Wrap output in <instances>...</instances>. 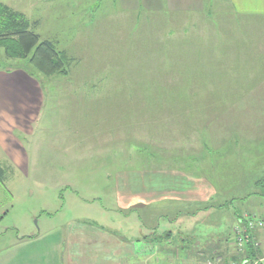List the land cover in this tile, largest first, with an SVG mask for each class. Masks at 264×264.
Returning a JSON list of instances; mask_svg holds the SVG:
<instances>
[{
    "label": "rangeland",
    "instance_id": "obj_1",
    "mask_svg": "<svg viewBox=\"0 0 264 264\" xmlns=\"http://www.w3.org/2000/svg\"><path fill=\"white\" fill-rule=\"evenodd\" d=\"M263 2L235 14L221 0H0L64 60L33 72L44 105L29 177L0 181V264L64 263L73 230L150 240L147 264L237 255L233 215L262 218L251 210L264 202V71L251 70L264 62ZM17 65L33 71L0 51V66ZM146 183L187 194L148 204L132 191ZM15 225L53 232L15 252Z\"/></svg>",
    "mask_w": 264,
    "mask_h": 264
},
{
    "label": "crops",
    "instance_id": "obj_2",
    "mask_svg": "<svg viewBox=\"0 0 264 264\" xmlns=\"http://www.w3.org/2000/svg\"><path fill=\"white\" fill-rule=\"evenodd\" d=\"M221 1L224 3L227 2L230 12H234L235 14L244 12L252 13L253 2L256 1L260 3V0ZM256 5H260L258 12L264 14V2ZM250 44L252 43L248 40V45L250 46ZM234 61L236 60L234 59ZM255 66H259L260 69L264 71V62H256L255 65L251 64V70L255 69ZM246 67L249 68L250 66ZM40 82L41 81L37 77L30 75L23 69H13L9 71L3 66H0V169L3 171V178L0 181L2 183L6 182L5 178L7 175L10 176V179L14 176V180L17 177H23V179L27 180L29 177L28 173L34 160L31 162V155H29L27 145L28 137H33L35 134V125L41 116L44 105V91ZM34 157H37V155H34ZM34 165L33 167H35ZM147 184L149 183L144 184L141 190L137 188V192H134V190L132 191L134 193L133 196H137L139 194L138 192H140L143 197L142 199L148 202V204H154V202L166 198L167 196H177L178 194H174L175 191H180L179 194L181 193L182 195L186 192V190L182 191L183 189L181 188L174 190L169 187H166L169 188V191L166 188H164L166 191L164 190L163 192L161 191L162 188L156 191L154 183L149 186H147ZM160 191L162 193H160ZM185 194H187V192ZM129 204L131 203L127 202L124 205L127 206ZM253 210L251 211L256 212L264 218V202H261L258 208H254ZM240 215L242 214L237 212L233 215V224H235L237 218H240ZM14 230H16L18 234H22L23 237L20 239L18 237L15 239L13 238V240L10 241V243L14 244L13 247L6 248L15 252L21 250V245L25 243H45L48 238L51 237L49 235H52L53 232V230L47 229L42 231L39 227L38 230L35 231L28 225L24 229L19 227V225H15L14 228L12 226L11 231ZM7 231H9V229L4 232ZM75 231L76 230H73L67 234L69 239L67 240L64 252L62 251L61 253H64V263L60 260L56 262V258L52 257L54 261L52 260L51 263L48 262L47 264H147L148 254L155 250L154 243L151 244V250L148 248L147 243L149 244L150 240L146 241L145 238H143L141 242L136 241L137 243H135V245L127 243L123 246L120 245V243L123 244V242L113 238L114 235L108 233L103 234L100 232V238L97 239V242L90 239L93 234L90 236L89 231L86 233L84 232V234H82L81 230H78L77 233ZM106 237H110V239H106ZM252 239L253 243L258 245L257 247H252V255H254V258L264 257V229L252 233ZM51 245L56 249L55 252H60L62 249L61 247L64 246L60 241L56 243L53 242ZM207 247L209 250L206 253L210 252L209 254H211L210 250L212 246ZM214 248L212 250H214ZM3 252H5V250H3ZM139 255H146L141 256V258H144V262L140 261ZM192 257V254L189 253V256H186L184 264H203L202 259ZM11 263L28 264L27 262H10L5 264Z\"/></svg>",
    "mask_w": 264,
    "mask_h": 264
},
{
    "label": "trees",
    "instance_id": "obj_3",
    "mask_svg": "<svg viewBox=\"0 0 264 264\" xmlns=\"http://www.w3.org/2000/svg\"><path fill=\"white\" fill-rule=\"evenodd\" d=\"M29 27V23L23 15L13 12L0 3V51L3 53L4 60L6 62H26L33 71L27 70L21 65H17L15 68H6L4 66V68L9 71L23 69L32 76H35L33 72L48 76L62 71L64 60L58 53L57 48L49 41H41L36 34L30 31ZM2 176L3 171L0 169V180H2ZM240 218H237V221ZM237 221L233 224L232 229L237 224ZM251 249L252 246L249 245L244 250L246 252L245 255L234 254L231 256L232 258L229 257V260L248 259L251 257L253 259L254 255H252ZM218 254L214 248L212 250L213 259L211 258V260L220 257ZM226 257L228 256L226 255Z\"/></svg>",
    "mask_w": 264,
    "mask_h": 264
},
{
    "label": "built area",
    "instance_id": "obj_4",
    "mask_svg": "<svg viewBox=\"0 0 264 264\" xmlns=\"http://www.w3.org/2000/svg\"><path fill=\"white\" fill-rule=\"evenodd\" d=\"M264 229V218L258 216H242L235 227L231 230V235L234 243L232 244L237 252V255L243 254L247 246L256 247L253 243L252 233L257 230ZM207 264H264V258L260 259H240V260H223L222 257H217L214 260H209Z\"/></svg>",
    "mask_w": 264,
    "mask_h": 264
}]
</instances>
